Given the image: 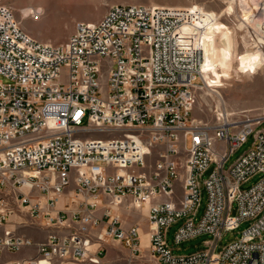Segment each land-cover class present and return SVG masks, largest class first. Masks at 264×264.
<instances>
[{
	"label": "built area",
	"instance_id": "obj_1",
	"mask_svg": "<svg viewBox=\"0 0 264 264\" xmlns=\"http://www.w3.org/2000/svg\"><path fill=\"white\" fill-rule=\"evenodd\" d=\"M233 1L264 62V25L248 4L264 0ZM216 20L202 8L112 4L49 43L0 4V264H112L120 247L125 264H264V111L193 116ZM183 27L191 34L180 37ZM130 208L146 209V243L139 222L123 219ZM176 222V243L211 237L176 254L167 240Z\"/></svg>",
	"mask_w": 264,
	"mask_h": 264
},
{
	"label": "rangeland",
	"instance_id": "obj_2",
	"mask_svg": "<svg viewBox=\"0 0 264 264\" xmlns=\"http://www.w3.org/2000/svg\"><path fill=\"white\" fill-rule=\"evenodd\" d=\"M141 4L147 6H174L187 8H202L215 13L217 20L213 30L205 34V44L209 61V72L204 74L206 84L196 92L193 116L199 119H212L216 107H226L231 111L253 110L264 111V62L254 53V49L245 44L248 31L240 29L241 12L233 0H0V4L9 5L20 22L22 28L43 42L60 43L67 40L75 29L78 21H97L112 4ZM234 3V4H233ZM232 4L233 6H230ZM41 7L44 12L40 19L31 17V9ZM230 7V9H228ZM261 25L264 22L259 21ZM190 35L191 27H185ZM248 43V42H247ZM250 50L251 52H248ZM214 88L217 92L210 90ZM254 141L249 135L245 141L231 154L225 163L227 168L243 152L249 149ZM205 173L203 178L208 176ZM258 176L251 177L242 183V189L249 188ZM206 192L203 191L202 202L198 209L197 219L201 217L206 204ZM125 223L139 222L141 231H148L146 212L138 209H127L123 214ZM180 222L173 223L168 228L167 240L176 254H190L202 248L209 234L191 237L179 243L174 240V234ZM249 225L243 221L231 231L224 233L219 241V247L241 236Z\"/></svg>",
	"mask_w": 264,
	"mask_h": 264
},
{
	"label": "bare ground",
	"instance_id": "obj_3",
	"mask_svg": "<svg viewBox=\"0 0 264 264\" xmlns=\"http://www.w3.org/2000/svg\"><path fill=\"white\" fill-rule=\"evenodd\" d=\"M81 2H83V0H80ZM260 1H263V0H260ZM247 3H248V1H247ZM249 4V10L250 11H252V12H255V14H258L259 13V15H260V17L261 18H259V17H257L256 19L257 20H259V19H261L262 20V22H264V1H263V4H258V3H255L254 4V2L253 3H248ZM230 6H233L232 4H230ZM33 9V8H32ZM31 9V10H32ZM228 9H230V7H228ZM31 12V11H30ZM253 15H254V13H253ZM247 14L246 15H244L243 16V18H245V19H247ZM261 20H259V21H261ZM258 21V22H259ZM242 22L244 23L245 22V20L244 19H242ZM184 28L185 27H183L177 34L180 36V37H186L188 34L185 32V30H184ZM204 43H203V46H204V51H205V60H204V64H203V66H202V78H203V80L205 81V84L207 85V82H206V78H205V73L206 74H208V72H209V61H208V56H207V49H206V44H205V39H204V41H203ZM249 52V51H248ZM252 53H254L257 57H259L260 58V64H263V61H262V59H261V57H262V55H261V53L260 52H258V51H254V52H252ZM210 90H212V91H214V92H217V90L216 89H214V88H210ZM144 211L146 212V209H144ZM141 236H142V240H143V242L144 243H146L147 242V238H148V232L146 233V231H144V230H142L141 231Z\"/></svg>",
	"mask_w": 264,
	"mask_h": 264
},
{
	"label": "crops",
	"instance_id": "obj_4",
	"mask_svg": "<svg viewBox=\"0 0 264 264\" xmlns=\"http://www.w3.org/2000/svg\"><path fill=\"white\" fill-rule=\"evenodd\" d=\"M144 211V210H143ZM147 233V231H146ZM122 251H117L114 249H110L108 252V259L112 264H125V253L126 249L120 247ZM19 253H11L8 255V258L14 259L19 257Z\"/></svg>",
	"mask_w": 264,
	"mask_h": 264
}]
</instances>
